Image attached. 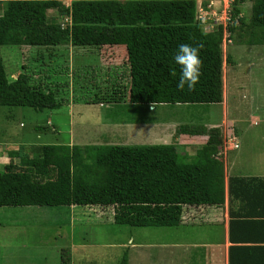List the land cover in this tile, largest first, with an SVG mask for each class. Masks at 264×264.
<instances>
[{"label":"trees","instance_id":"obj_1","mask_svg":"<svg viewBox=\"0 0 264 264\" xmlns=\"http://www.w3.org/2000/svg\"><path fill=\"white\" fill-rule=\"evenodd\" d=\"M246 1L233 0L227 25L207 32L195 0H73L69 6L63 0H0V47L45 48L50 57L49 64H41L38 55L13 79L0 56V107L58 110L72 103L68 88L74 85L76 94L85 87L97 92L76 102L115 104L117 115L146 117L147 109L159 105L222 104L225 29L241 45H264V0H251L249 20L241 10ZM67 17L72 25L63 27ZM182 43L203 44L202 75L192 92L177 87L181 71L174 57ZM69 46L123 49L125 65L116 75L103 74L95 63L71 69L68 57L60 66L57 57L64 56L57 50ZM102 83L111 87L104 91ZM144 117L126 122L149 123ZM177 135L187 146L196 138L206 140L192 158L175 144L21 147L0 168V207L113 206L115 225L135 228H177L184 207L223 206L227 194L231 216L237 201L263 207L264 177L233 176L227 182V158H217L224 144L220 127L184 124ZM239 215L264 220V208ZM62 260L71 264L69 250H62ZM119 264H129L128 252Z\"/></svg>","mask_w":264,"mask_h":264},{"label":"rangeland","instance_id":"obj_2","mask_svg":"<svg viewBox=\"0 0 264 264\" xmlns=\"http://www.w3.org/2000/svg\"><path fill=\"white\" fill-rule=\"evenodd\" d=\"M232 1L205 2L206 4L212 2L213 12H218L215 16L217 23L214 19L207 23L209 30L206 31L212 32L220 23L225 24V14L230 10ZM251 8V0L241 5L242 16L248 20ZM54 13L50 11V15ZM26 47H0V56L4 60L9 78H17L21 66L29 64L32 60L35 61L38 55H41V64L50 61L49 50ZM222 48L224 58L222 104L174 107L159 105L154 111L147 109L146 117L130 114L129 111L117 115L115 104L76 102V98L92 97L97 92L95 89L89 90L85 87L79 89L76 94L74 85L68 88L72 99L70 105H75L74 117L69 116L70 107L67 105L62 106L61 110L42 112L29 107H0V152L4 151L2 156L8 159L7 154L15 152L18 148L28 150L33 145H43L44 141L53 140L54 134L39 136L37 132L39 125H46V121L52 118L50 120L61 134L58 135L59 143H74L81 146L116 143L127 146L175 144L180 153L192 158L206 138H192L190 142L192 144L183 145L181 136L177 135L178 128L184 124L207 128L217 126L227 134H235L240 145L237 150L228 148L225 161L227 182L229 177L233 176L263 175L264 45H241L237 36L233 35L229 39H224ZM57 51L64 56L57 57L60 66L67 63L66 57H68L71 69L80 65L88 69V64L95 63L102 67L103 74L110 71L116 75L115 72L124 67L126 60L123 49L88 50L69 46ZM228 56L231 58V63L226 62ZM36 64L34 62L30 67L33 68ZM106 87L111 86L107 83L100 84V88L104 91ZM64 90L68 92L66 88ZM225 107H227V115L224 114ZM78 110H82L83 115H79ZM143 117L147 118L149 123L126 122ZM120 120L123 122H119ZM252 123L257 125L254 126ZM70 131L75 134V141L72 140ZM51 133L55 132L51 130ZM186 212L183 213L184 218L181 223L185 227L180 225L177 228H135L115 225L113 206L0 207V264H63V249L70 251L71 264H119L125 252H128L129 264H185V259L186 262L194 263L195 257L200 258L198 264L210 262L207 259L208 251L203 258L201 256L203 252L198 250L200 246H192L191 242L210 239L213 228L207 223L209 219H201L199 216L202 214L209 216L211 212L205 209L200 211L201 213L194 211L186 214ZM130 238H134L135 243L141 246H131ZM183 242L191 245L181 255L184 248L181 246L175 248L171 244ZM147 244H154L155 247L149 248ZM175 255L179 257L175 258Z\"/></svg>","mask_w":264,"mask_h":264},{"label":"crops","instance_id":"obj_3","mask_svg":"<svg viewBox=\"0 0 264 264\" xmlns=\"http://www.w3.org/2000/svg\"><path fill=\"white\" fill-rule=\"evenodd\" d=\"M64 2L67 1V3H71L73 0H63ZM70 108V115L71 117H74L75 113V105H68ZM58 110H61L58 109ZM227 107H225L224 114L227 115ZM55 111V110H54ZM79 115H83L82 110H78ZM52 115V113H51ZM57 115V114H56ZM52 118H49V120L46 121V125H39L37 128V132L40 134L39 136L43 134H54V139L51 141H44L45 144L43 145H51L53 143H58L59 145H74L68 144V143H59L58 135H61L58 133L57 126H55L54 122L50 120ZM132 124V123H128ZM254 124L256 126L257 124ZM252 128V125H251ZM249 128V129H251ZM49 131H48V130ZM51 130L55 133H51ZM72 140H74L75 134L71 133ZM54 145V144H53ZM56 145V144H55ZM37 146V145H33ZM20 148H18L15 152H17ZM2 152H0V167L4 168L6 164L10 161V153L8 155V159H6L4 156H2ZM14 152V151H13ZM5 155V153L3 154ZM244 177V176H240ZM248 177V176H247ZM255 177H264L263 175L255 176ZM259 204H249V203H241L239 201L233 203V211L234 214L231 216L230 212V199L227 194L226 202L223 206H186L188 209L186 210L184 208V214L185 212L193 213L194 211H202L205 209L206 211H210L211 213L209 216H205V214H202L199 216L201 219H209L208 224L213 228V234L210 237L208 241H199V242H191L193 243L192 246L198 247L200 246L199 251L203 252L201 256L204 258L205 253L208 251V257L210 262H203V264H231V261H233L234 264H264V220H261L262 218H256V217H247L244 215L240 216L239 214H245L246 212H253L255 210L263 209V207H258ZM75 207V206H72ZM186 212V214H187ZM201 213V212H200ZM184 214L182 219L184 218ZM235 216V217H234ZM232 221V222H231ZM182 226V225H181ZM185 227V226H182ZM172 242V241H171ZM129 243L131 246H141L139 244L135 243L134 238L129 239ZM191 243L183 242V243H172L171 246H181V248H184L183 251H181V255L185 253L186 248H188ZM146 245V244H145ZM164 246V245H163ZM168 246V245H166ZM171 246H169L171 248ZM147 247L154 248V244H147ZM176 251L178 249H175ZM190 252V249H189ZM179 257V255H175V258ZM201 257V258H202ZM177 261L179 259H176ZM198 260H200L199 257L194 258V263L192 262H186L185 264H198ZM173 261V260H172ZM169 261V262H172Z\"/></svg>","mask_w":264,"mask_h":264},{"label":"clouds","instance_id":"obj_4","mask_svg":"<svg viewBox=\"0 0 264 264\" xmlns=\"http://www.w3.org/2000/svg\"><path fill=\"white\" fill-rule=\"evenodd\" d=\"M196 2H197V15H198V5H199L200 0ZM205 2H209V1L207 0L203 1V5L206 7L209 3L206 4ZM69 5L70 4L67 3V6ZM68 25L70 26L72 25V20L70 17H67L62 21L63 27H66ZM207 32H210V31H207ZM224 39H225V34H224ZM202 48H203V44H197L196 46H192L191 44L182 43L178 46V50L174 57V61L180 67L181 75L179 77V82L177 84V87L182 92L185 89H187L189 92L195 91L197 85L200 82V78L202 75V67H203V62H202L201 55H200ZM172 75L175 76L176 73L173 72ZM156 103L157 102H155L152 105L154 109H155L154 105Z\"/></svg>","mask_w":264,"mask_h":264},{"label":"built area","instance_id":"obj_5","mask_svg":"<svg viewBox=\"0 0 264 264\" xmlns=\"http://www.w3.org/2000/svg\"><path fill=\"white\" fill-rule=\"evenodd\" d=\"M203 1H205V0H200V2H199L197 19L205 27L206 30H209V28H207V25L213 19L217 23V19L215 18V16L217 15L218 12L217 13L216 12H213V10H212V6H213L212 2L209 3L205 7L203 5ZM210 1H212V0H210ZM229 11H228V13H229ZM228 13L226 11V14H225V20H226V22H225V24L224 23H220L219 25H223V26H226L227 25V22L230 20V13L229 14ZM215 28L216 27H214L213 29H215ZM224 34H225V39H229L230 38V33L226 29H225ZM233 131H234V129H233ZM234 137H235V139H234ZM228 148L237 150V149L240 148V145H239V142H238V137L235 134L234 135L232 133H228L227 134V133L224 132V144H223V148L218 153L217 158H219L220 156H224L225 158H227Z\"/></svg>","mask_w":264,"mask_h":264}]
</instances>
